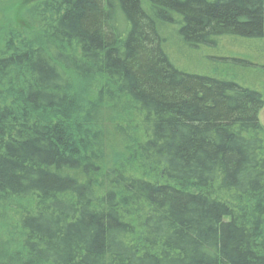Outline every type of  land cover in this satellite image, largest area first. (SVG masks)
<instances>
[{"label":"trees","instance_id":"obj_1","mask_svg":"<svg viewBox=\"0 0 264 264\" xmlns=\"http://www.w3.org/2000/svg\"><path fill=\"white\" fill-rule=\"evenodd\" d=\"M31 1L0 0V264H264L262 93L169 50L264 42V0Z\"/></svg>","mask_w":264,"mask_h":264},{"label":"rangeland","instance_id":"obj_2","mask_svg":"<svg viewBox=\"0 0 264 264\" xmlns=\"http://www.w3.org/2000/svg\"><path fill=\"white\" fill-rule=\"evenodd\" d=\"M170 42L173 45L171 47L168 42L169 50L174 57V52H177L176 65L181 70L188 73L235 78L244 85L254 86L262 93L264 101L263 41L226 37L220 39L219 43L214 46L204 43L191 45L176 33H172ZM258 119L264 127V106L259 111Z\"/></svg>","mask_w":264,"mask_h":264}]
</instances>
